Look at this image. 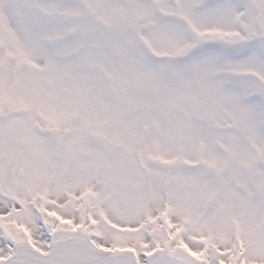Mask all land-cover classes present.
Here are the masks:
<instances>
[{
    "label": "snow or ice",
    "instance_id": "6c2138e0",
    "mask_svg": "<svg viewBox=\"0 0 264 264\" xmlns=\"http://www.w3.org/2000/svg\"><path fill=\"white\" fill-rule=\"evenodd\" d=\"M0 264H264V0H0Z\"/></svg>",
    "mask_w": 264,
    "mask_h": 264
}]
</instances>
